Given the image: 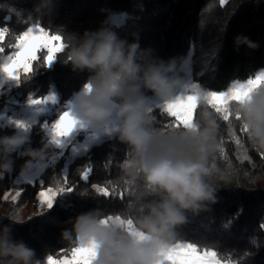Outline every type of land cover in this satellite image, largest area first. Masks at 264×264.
Listing matches in <instances>:
<instances>
[{"label":"trees","instance_id":"1","mask_svg":"<svg viewBox=\"0 0 264 264\" xmlns=\"http://www.w3.org/2000/svg\"><path fill=\"white\" fill-rule=\"evenodd\" d=\"M109 12L115 14L112 28L118 36L129 43L138 42L142 49H151L153 56L168 60L191 55L192 79L208 91H226L233 82L264 70V0H227L225 4L220 0H0V29L8 30L0 46L5 49L3 54L14 51L15 36L36 24L61 35L68 46L71 39L98 29ZM116 19L121 21L117 23ZM237 35L248 37L258 47H237ZM66 50L57 54L50 67H44L42 56L46 51H41L33 73L22 74L20 86L0 97V111L11 97L24 103L30 94L44 97L52 88L63 110L86 75L65 63ZM196 111L197 119L204 111L215 118V160L228 180H210L219 187L216 202L207 211L186 213V222L174 228L177 241L193 244L201 251L214 250L221 261L231 264H264V228L260 227L264 224V151L253 149L246 133L239 130L234 106L228 121L210 107L199 106ZM152 115L161 130L172 128L175 122L158 108ZM42 123L30 129L32 148L41 147L45 137ZM14 132L0 126V135ZM54 152L55 147L46 162ZM68 152L41 174L40 181L21 184L16 180L27 157L13 154L15 170L0 178V225L10 224L5 216L19 212L26 222L13 225V237L35 249L39 257L45 253L54 258L71 255L74 245L62 240L61 233L71 229V221L79 214L94 209L119 213L125 208L132 210L138 198L154 199L143 193L131 151L115 137L93 146L69 164ZM89 167V179L81 180L82 172ZM64 176L68 177L66 184ZM94 184L107 187L113 194L99 195L92 188ZM48 187L74 190L59 195L47 209L40 206L38 193ZM13 189L22 193L15 201L5 198ZM85 192L87 197L79 196Z\"/></svg>","mask_w":264,"mask_h":264},{"label":"clouds","instance_id":"2","mask_svg":"<svg viewBox=\"0 0 264 264\" xmlns=\"http://www.w3.org/2000/svg\"><path fill=\"white\" fill-rule=\"evenodd\" d=\"M114 15L109 12L98 29L69 41L65 63L86 74L71 98L72 115L91 138L114 136L131 151L143 193L154 199L138 198L132 210L119 213H81L61 236L74 247L90 248L91 264H161L180 244L174 228L186 222V213L207 211L216 202L219 187L210 180L228 177L216 164L217 125L211 112L204 111L191 127L161 130L154 122L156 105L174 102L189 87L181 69L188 67L190 57L163 60L138 42L129 43L113 30ZM234 44L258 47L243 35L234 37ZM208 101V90L195 89L193 107ZM233 106L247 126L248 143L264 151V83L258 82ZM16 129L12 135H0V178L15 170L13 154L27 157L18 173L27 179L33 166L45 164L57 147L46 132L41 147L32 148L30 129ZM79 196L87 197V192ZM5 217L11 223L0 225V264H48L49 254L39 257L24 241L14 239L13 225L26 222L19 212Z\"/></svg>","mask_w":264,"mask_h":264},{"label":"snow or ice","instance_id":"3","mask_svg":"<svg viewBox=\"0 0 264 264\" xmlns=\"http://www.w3.org/2000/svg\"><path fill=\"white\" fill-rule=\"evenodd\" d=\"M224 3V0H221ZM8 33L6 28L0 29V41L5 38ZM15 44L12 46L15 50L7 55H0L3 58V63H0V71H2L9 79L20 81L22 74L30 76L34 71V62L41 59L38 55L42 50H46V55L42 56L44 67H50L57 59L58 53H63L67 45L63 42V38L59 34H51V32L39 24L28 28L22 34L15 36ZM53 42H56L55 44ZM5 52L4 47L0 46V54ZM258 82L264 83V70L257 72L254 76L249 77L244 81H235L227 88L226 91H208L209 101L206 107H210L216 114L222 116L224 121H228L233 115V105L242 102L246 98V94L251 91L253 87L258 86ZM198 85L192 84L179 94L177 99L166 105H156L162 112L169 117L174 118L172 128L191 127L197 121V109L192 105V100L195 98V89H199ZM32 105H43L46 103H57V98L54 93H50L44 97L29 98L28 101ZM235 120L240 122L239 130L246 133L247 126L242 122V118L238 109L235 108ZM16 126H23L28 129L29 126L22 121H16ZM49 133L52 142L61 147L64 141L77 129L82 126L72 115V106L69 104L66 110L59 113L57 119L50 125H44ZM69 132L71 134L69 135ZM111 133V129H109ZM239 143V140H237ZM92 168H86L81 174V180L87 181ZM67 176H64L65 184L67 183ZM92 188L101 196L109 197L113 193L107 187L99 185H92ZM72 187H48L42 188L38 193L39 203L42 207L52 208L57 197L64 192H71ZM22 195L21 192H16L12 197L15 201ZM6 198V197H5ZM123 198V194H121ZM112 217H107L110 219ZM131 224V221H128ZM264 228V224L260 225ZM168 256L170 259L162 261L161 264H231V261H221L218 254L214 250L205 249L200 250L197 246L189 243L177 244L174 248L169 250ZM92 254L90 248L87 247H73L71 249L70 258L64 257L56 260L52 255L48 257V264H91Z\"/></svg>","mask_w":264,"mask_h":264},{"label":"rangeland","instance_id":"4","mask_svg":"<svg viewBox=\"0 0 264 264\" xmlns=\"http://www.w3.org/2000/svg\"><path fill=\"white\" fill-rule=\"evenodd\" d=\"M226 1L227 0H224V3L221 4H225ZM116 21L117 23H119L121 19H116ZM53 43L55 44L56 42ZM42 51H46V50H42ZM2 55H7V54H2ZM0 63H3V58H0ZM181 71L184 72L186 82L188 83L189 86L192 84L198 85L193 81L191 75V55H190V63L188 67L186 69H181ZM19 86H20V81L18 82L16 80L9 79L2 71H0V97L4 94H9L13 90H16ZM50 93H54L56 95L57 98L56 104L46 103L43 105H32L28 101L30 97L32 98L37 97L34 93L30 94L24 103H20L15 96L11 97V99L7 102L5 107L0 111V126L9 127L16 131L17 129L15 122L22 121L29 126V129H31L33 125H36L41 120H43V123L41 124V130L43 132V135L45 136L47 129L44 127V125L46 123L50 125L53 121H55L56 119L52 120V117L54 115H59L61 111L66 110L71 101V99H69L64 109L62 110L59 105V96L55 91V89L52 88L48 94ZM112 137L114 136L103 135L99 138L93 139L84 130L77 129L64 141L61 147H55V152L50 156L49 160L45 162V164L34 165L27 179H20L18 176L16 182L18 184H21V183H35L36 181H40L41 174L47 168L54 166L55 163L61 158V156L64 155V153L67 150H69L67 154V164H69L76 157L88 153L93 146ZM16 192H20V191L17 189H13L7 194L6 198L12 199V197L16 194ZM68 258H70V256ZM54 259L60 260L62 258H54Z\"/></svg>","mask_w":264,"mask_h":264}]
</instances>
